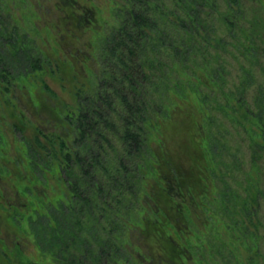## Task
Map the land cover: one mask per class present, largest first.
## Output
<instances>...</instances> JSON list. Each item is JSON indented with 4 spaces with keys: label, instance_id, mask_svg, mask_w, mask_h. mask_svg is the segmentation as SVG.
<instances>
[{
    "label": "trees",
    "instance_id": "obj_1",
    "mask_svg": "<svg viewBox=\"0 0 264 264\" xmlns=\"http://www.w3.org/2000/svg\"><path fill=\"white\" fill-rule=\"evenodd\" d=\"M74 1L56 0L63 28L84 22ZM252 3L124 0L95 41L93 80L58 118L67 131L35 125L26 138L21 115L13 122L25 174L0 129V198L3 182L27 197L0 205L17 228L26 211L32 243L55 264H264V5ZM2 6L0 91L9 103L13 81L42 65ZM175 94H191L201 119H173ZM167 125L191 158L186 168L149 139ZM38 180L57 193L38 191Z\"/></svg>",
    "mask_w": 264,
    "mask_h": 264
},
{
    "label": "rangeland",
    "instance_id": "obj_2",
    "mask_svg": "<svg viewBox=\"0 0 264 264\" xmlns=\"http://www.w3.org/2000/svg\"><path fill=\"white\" fill-rule=\"evenodd\" d=\"M6 1L7 7L2 6L6 9L2 11L4 15L6 11L9 12L6 25L8 24L11 31L18 30L33 41L34 48L41 57L42 65V69L29 73L27 76L23 73L18 76L20 78L13 81L6 96L10 97L11 102L8 103L5 100V92L0 91V129L7 138L6 152L13 157H19L18 165L25 174V146L21 144L20 137L13 128V122L20 119L21 115V120L26 124L22 134L26 138L33 136L35 125L62 133L67 131L58 118L63 116L66 109L75 106L77 88L86 89L90 85L89 82L93 80L96 63L92 55L96 53L95 41L108 26L117 22L116 11L124 0H75L74 2L81 10L85 11L86 17L80 25L69 19V26L66 28L61 25V18L64 19L66 16L56 8V0H30L33 4H29V0ZM247 1L253 2L255 6L264 5V0ZM186 95L189 97L180 98L175 94L171 98L169 109L173 110V119L180 115L185 116L189 121L191 117L201 119L200 112L192 102L195 98L191 94ZM15 101L16 107H14ZM55 106L59 107V110L54 109ZM14 111L18 115H14ZM170 127V125L164 126L163 134H160L156 126L152 129L149 139L158 153H161L166 145L178 161H183L182 165L186 168L191 158L185 151L183 154L180 149L181 144V147H177L178 137ZM70 137L71 134L66 138L70 139ZM184 141L189 145L186 151L191 149V154L197 151L195 143L191 140L184 139ZM12 164L15 166L13 162ZM48 183L49 185L44 187L45 185L38 180V191L41 192L43 189L47 195L56 194L55 184L51 180ZM2 185L6 191V198L1 197L0 203L14 199L25 203L27 197L24 193L13 197V191L8 183L3 182ZM6 208L0 205V238L4 240L3 247L0 248V264H55L50 254L40 251L32 243L33 236L26 222V211L22 212L20 209L23 219L20 227L17 228L11 220L10 208L7 210ZM15 236L18 237L16 241H19L24 249L23 253H20L13 245ZM150 243L153 246L152 240Z\"/></svg>",
    "mask_w": 264,
    "mask_h": 264
}]
</instances>
